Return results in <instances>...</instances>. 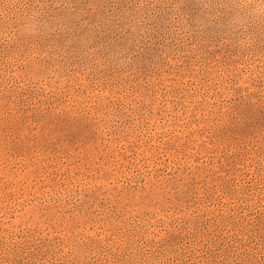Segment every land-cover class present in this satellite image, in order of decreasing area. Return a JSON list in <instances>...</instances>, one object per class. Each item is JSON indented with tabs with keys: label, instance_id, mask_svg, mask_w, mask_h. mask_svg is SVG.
Instances as JSON below:
<instances>
[{
	"label": "rangeland",
	"instance_id": "rangeland-1",
	"mask_svg": "<svg viewBox=\"0 0 264 264\" xmlns=\"http://www.w3.org/2000/svg\"><path fill=\"white\" fill-rule=\"evenodd\" d=\"M247 7L0 0V264H264Z\"/></svg>",
	"mask_w": 264,
	"mask_h": 264
},
{
	"label": "clouds",
	"instance_id": "clouds-1",
	"mask_svg": "<svg viewBox=\"0 0 264 264\" xmlns=\"http://www.w3.org/2000/svg\"><path fill=\"white\" fill-rule=\"evenodd\" d=\"M245 5H252L247 7L245 13L241 15L246 16H264V0H244Z\"/></svg>",
	"mask_w": 264,
	"mask_h": 264
}]
</instances>
